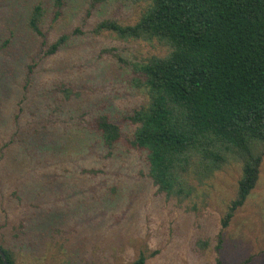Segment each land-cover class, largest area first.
<instances>
[{
	"label": "rangeland",
	"instance_id": "1",
	"mask_svg": "<svg viewBox=\"0 0 264 264\" xmlns=\"http://www.w3.org/2000/svg\"><path fill=\"white\" fill-rule=\"evenodd\" d=\"M148 3L65 0L54 20L55 0H0V66L7 52L6 67L14 72L0 81V242L4 223L17 228L23 219L32 220L28 233L11 236L15 264H68L66 239L85 244L72 264H131L141 253L146 264H264V153L256 188L224 227L242 174L235 156L210 179L192 181L197 189L192 197L168 198L146 177L143 154L118 147L108 157L88 127L96 115L107 114L122 125V140L130 137L126 117L147 100L134 83L142 77L139 66L168 48L157 40L121 39L98 24H135ZM37 4L46 14L43 36L28 26ZM64 35L67 41L48 55ZM9 37L15 42L4 47ZM24 43L34 50L19 67L12 60ZM64 89L72 91L71 101L44 130L38 121L47 117V106L61 105ZM91 169L96 173L87 172ZM3 173L14 184L2 180ZM16 185L25 200L12 195ZM51 211L49 227L33 226L47 223L43 217Z\"/></svg>",
	"mask_w": 264,
	"mask_h": 264
},
{
	"label": "trees",
	"instance_id": "2",
	"mask_svg": "<svg viewBox=\"0 0 264 264\" xmlns=\"http://www.w3.org/2000/svg\"><path fill=\"white\" fill-rule=\"evenodd\" d=\"M91 1L102 4L109 0ZM64 8L65 0H55L52 18L57 20ZM45 15L42 4L31 9L28 26L32 34L43 36ZM98 29L126 40H157L168 51L139 66L142 77L134 83L145 92L147 100L126 117L133 127L130 137L122 140V125L112 122L107 114L96 115L88 124L90 131L107 150L108 157L118 147L143 154L148 166L146 177L168 198L192 197L197 191L192 181L210 179L227 163L228 157L235 156L242 164V174L236 198L223 219V226L227 227L256 188L263 160L264 0H149L135 24L104 20ZM67 39L68 35H64L53 43L48 55L56 54ZM14 42L9 37L3 45L8 47ZM33 50L29 43H24L12 64L21 67L26 54ZM5 57L9 59L7 52ZM7 60L0 66L1 82L14 74L11 66L6 67ZM33 69L31 66L29 74ZM63 91L66 96L62 97L61 105L47 106V117L38 121L44 130H50L61 119L57 110L64 111L63 105L71 101L72 91ZM9 171L7 167L5 173ZM5 173L2 180L14 184ZM13 188L12 195L25 200L18 185ZM52 213L43 217L49 219L47 223L35 221L33 226L49 227L54 222ZM31 221L25 223L23 219L17 228L4 223L7 231L0 250L8 264H15L11 236L20 238L19 232L28 233ZM58 229L57 232L65 230L64 226ZM64 246L68 264H72V260L81 257L85 244L66 239ZM71 249L79 252L71 255ZM146 261L141 253L131 264ZM0 264H5L1 254Z\"/></svg>",
	"mask_w": 264,
	"mask_h": 264
},
{
	"label": "water",
	"instance_id": "3",
	"mask_svg": "<svg viewBox=\"0 0 264 264\" xmlns=\"http://www.w3.org/2000/svg\"><path fill=\"white\" fill-rule=\"evenodd\" d=\"M0 254H1V256H2V258L4 260V262H5V264H8V262L6 260V256H5V254L1 250H0Z\"/></svg>",
	"mask_w": 264,
	"mask_h": 264
}]
</instances>
